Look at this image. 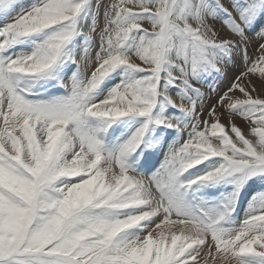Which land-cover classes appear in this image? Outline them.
Returning a JSON list of instances; mask_svg holds the SVG:
<instances>
[{"label": "snow or ice", "instance_id": "obj_1", "mask_svg": "<svg viewBox=\"0 0 264 264\" xmlns=\"http://www.w3.org/2000/svg\"><path fill=\"white\" fill-rule=\"evenodd\" d=\"M0 264H264V0H0Z\"/></svg>", "mask_w": 264, "mask_h": 264}, {"label": "rangeland", "instance_id": "obj_2", "mask_svg": "<svg viewBox=\"0 0 264 264\" xmlns=\"http://www.w3.org/2000/svg\"><path fill=\"white\" fill-rule=\"evenodd\" d=\"M251 51H252V49H250ZM251 51H249L250 52V54H251ZM237 67H241L242 69H237ZM237 70V71H236ZM243 70V66L241 65V64H238L235 68H229L228 70H227V75H226V77L222 80V82L221 81H217L216 83H213L211 86L212 87H214V88H218V90H223L224 89V87L226 88L227 86H228V84H229V82L232 80V78L236 75V74H238L240 71H242ZM230 73V74H229ZM225 80V81H224ZM205 90H207V86H206V89ZM211 96H212V98L214 99L215 98V93H211L210 94ZM209 102H211V101H209ZM238 124H241V121L238 119L237 121H236Z\"/></svg>", "mask_w": 264, "mask_h": 264}, {"label": "bare ground", "instance_id": "obj_3", "mask_svg": "<svg viewBox=\"0 0 264 264\" xmlns=\"http://www.w3.org/2000/svg\"><path fill=\"white\" fill-rule=\"evenodd\" d=\"M97 41H98V38H97ZM249 51H251V50H249ZM242 69L241 67H237V69ZM237 71V70H236ZM230 74V73H229ZM225 81V80H224ZM230 83V82H229ZM224 89H225V87H224ZM238 120V119H237Z\"/></svg>", "mask_w": 264, "mask_h": 264}]
</instances>
